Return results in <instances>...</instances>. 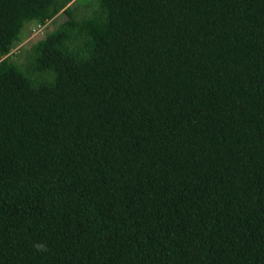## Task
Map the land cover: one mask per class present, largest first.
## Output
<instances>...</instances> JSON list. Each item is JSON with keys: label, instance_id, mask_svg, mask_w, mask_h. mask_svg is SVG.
<instances>
[{"label": "trees", "instance_id": "1", "mask_svg": "<svg viewBox=\"0 0 264 264\" xmlns=\"http://www.w3.org/2000/svg\"><path fill=\"white\" fill-rule=\"evenodd\" d=\"M72 1L0 0V264H264V0Z\"/></svg>", "mask_w": 264, "mask_h": 264}, {"label": "rangeland", "instance_id": "2", "mask_svg": "<svg viewBox=\"0 0 264 264\" xmlns=\"http://www.w3.org/2000/svg\"><path fill=\"white\" fill-rule=\"evenodd\" d=\"M73 2L78 3V14L84 15L91 10V5L94 4L95 0H73L71 3ZM56 20H62L61 16ZM54 26L50 20L45 24L27 23L22 30L20 41L11 50V52L16 53L12 57L13 60H22L25 50L38 40H46L47 44H51L52 39L49 35L54 30Z\"/></svg>", "mask_w": 264, "mask_h": 264}]
</instances>
